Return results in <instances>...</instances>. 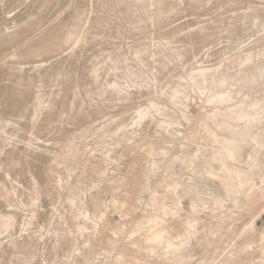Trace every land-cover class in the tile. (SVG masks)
<instances>
[{
	"label": "rangeland",
	"instance_id": "1",
	"mask_svg": "<svg viewBox=\"0 0 264 264\" xmlns=\"http://www.w3.org/2000/svg\"><path fill=\"white\" fill-rule=\"evenodd\" d=\"M0 264H264V0H0Z\"/></svg>",
	"mask_w": 264,
	"mask_h": 264
}]
</instances>
